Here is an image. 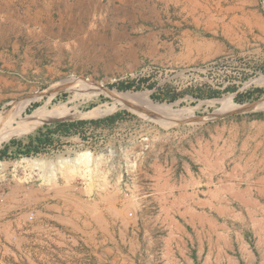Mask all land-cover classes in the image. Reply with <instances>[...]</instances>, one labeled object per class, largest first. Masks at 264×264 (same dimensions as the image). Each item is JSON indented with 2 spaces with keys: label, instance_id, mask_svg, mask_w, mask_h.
<instances>
[{
  "label": "crops",
  "instance_id": "crops-1",
  "mask_svg": "<svg viewBox=\"0 0 264 264\" xmlns=\"http://www.w3.org/2000/svg\"><path fill=\"white\" fill-rule=\"evenodd\" d=\"M189 1L0 0V95H13L18 81L37 74L55 78L65 66L107 73L140 62H207L226 47L191 33L183 13ZM246 125L255 122L228 117L183 135L165 133L135 165L111 170L105 190L93 182L88 196L78 170L72 196L99 210L97 223L105 227L77 219L69 235L66 219L52 212L63 202L40 203L37 212L48 216V264H264V218L249 217L246 226L245 215L264 207V166L253 144L263 139ZM130 203L133 220L124 225L121 211ZM6 216L0 227L10 223L14 259L37 264L42 225L27 224L25 210Z\"/></svg>",
  "mask_w": 264,
  "mask_h": 264
},
{
  "label": "rangeland",
  "instance_id": "rangeland-1",
  "mask_svg": "<svg viewBox=\"0 0 264 264\" xmlns=\"http://www.w3.org/2000/svg\"><path fill=\"white\" fill-rule=\"evenodd\" d=\"M264 0H192L183 9L187 12L188 27L193 34L213 37L226 47L217 57L202 64L164 68L158 65L134 63L127 66V71L114 66L105 73L100 66L97 73L92 68L65 66L55 78L49 75L37 74L35 77L18 81L14 94L4 97L0 95V117L9 112H16L24 107L23 112H30L34 107L47 102V107L65 104L75 111L69 118L42 121L22 135L10 137L1 142L0 148L11 144V140L25 141L28 136H34L39 130L46 132L45 125L57 122L67 123L83 120L71 128L68 135L57 129L51 134V141L44 148L29 155H18L0 159V215L27 211V224H40L38 230L43 242L34 245L37 254V264H48V216L40 215V203L58 200L63 207H57L52 212L63 215L68 226L67 233L72 234L76 228L77 219L95 222L98 227H105L99 222V210L86 202L76 200L75 193L78 170L81 178L86 180L85 196L94 183L100 190L106 189L111 170L132 167L137 163L138 156L162 138L163 134L178 132L186 134L190 129L210 124L218 119L233 117L237 121L255 122L246 125L252 136L260 133L263 141L255 151L264 166V106L249 108L242 112H233L226 103L232 101L236 105H251L264 98V83L258 84L255 79L264 74ZM183 20V26H184ZM117 67V68H116ZM83 70H80L82 69ZM77 78L84 83L68 85L67 81ZM80 78V79H79ZM118 82H132L127 89H118ZM68 85V86H67ZM105 88L111 91L127 93L123 104L114 100L112 95L98 92ZM227 88H233L227 89ZM262 92H256V89ZM219 91L213 97H200L199 92ZM115 92V93H117ZM3 94V92H2ZM177 98L170 99L171 95ZM237 94L243 95L242 101L235 100ZM52 95V96H51ZM146 97H145V96ZM51 96V97H50ZM50 98V99H49ZM49 99V101H48ZM149 101V102H148ZM116 102V103H115ZM133 103L142 107L145 112L130 109L125 104ZM231 102V104H232ZM170 105V112L159 114L147 108V104ZM101 106L110 109L103 115L88 116L85 112L93 107ZM241 110V109H240ZM261 113L260 117L250 113ZM79 113V114H78ZM82 115H81V114ZM118 113L113 122H92L99 118ZM255 120V121H254ZM19 121V120H18ZM17 124V122H13ZM54 128V126L52 127ZM246 128V129H247ZM252 144V142H251ZM257 149V150H256ZM82 151H87L92 161L86 166L74 162V158ZM106 154L102 155L101 154ZM9 154V153H8ZM49 158H52L48 161ZM101 156V157H100ZM48 168H39L32 174V169L21 161L23 158L44 159ZM45 160V159H44ZM20 161L17 165L14 162ZM76 164V165H74ZM90 167V168H89ZM41 187L45 190L46 199L39 201ZM36 210V211H35ZM134 206L126 204L121 213L124 225L133 220ZM32 215L29 219L28 216ZM246 226L249 217L264 218V207L251 209L246 214ZM10 223L0 227L4 239L0 240V264H23L14 259L12 232ZM71 252V250H70ZM53 256L60 254L59 248H53ZM17 254V253H16ZM35 255V254H33ZM60 263V258L53 260ZM24 264H28L25 262Z\"/></svg>",
  "mask_w": 264,
  "mask_h": 264
},
{
  "label": "bare ground",
  "instance_id": "bare-ground-1",
  "mask_svg": "<svg viewBox=\"0 0 264 264\" xmlns=\"http://www.w3.org/2000/svg\"><path fill=\"white\" fill-rule=\"evenodd\" d=\"M48 70H49V68H48ZM84 81H82L81 79L77 80V78H75L72 80H68L67 84L68 85L76 84V83L82 84V83H84ZM255 82L258 84L264 83V74L261 75L260 77H258L257 79H255ZM101 91L103 93H107V94L112 95L114 100L116 99V101H119L122 104L124 102H126V100H127V97H126L127 93H121V92H117V91H115V92H117V93H115L114 91H111L108 89H102L101 88V90H95V94H97L98 92H101ZM49 99H48V101H49ZM231 102L232 101L229 100V102L226 103V105L229 108L231 107L233 110H240V109L242 110V109H246L247 107L252 108L251 106H253V107L264 106V98L255 101L250 106L249 105H244V106L236 105L233 102L231 104ZM46 105H47V102L44 103L43 105H38V106L34 107L30 112H23L24 107H21L15 113L9 112L5 116L2 115V117H0V144L2 141L6 140L10 137H16V136L22 135L23 133H25L28 130H31L39 122L51 121V120L61 119V118L64 119V118L73 117L75 115V111H71V109L69 107H67V105H65V104H59V105L55 104V105H52L50 108L47 107ZM147 108L150 109L151 111L157 113V114H159L160 112H164V113L167 112L168 113L171 111L170 105H161V104L151 105L150 103H148ZM109 110L110 109L102 108L101 106H96V107H93L92 109L88 110L87 112H85L84 115L98 116V115L105 114ZM13 122H17V124L15 125V124H13ZM102 155H106V154L104 153V154H101V156ZM76 156L77 157L74 158V162H76V163L78 162V165H79V163H83L84 166H86L90 163V161H92L91 160L92 157H90V154L87 151H82V153H80L79 156L78 155H76ZM21 161L26 162V165L32 169V174H34V175H37V173H39V172H35L38 168H39L38 171H40L42 168H45V167L48 168L47 163H45L44 161H42L40 159L23 158ZM19 162L20 161H16V162H14V164L17 165ZM74 165H76V164H74Z\"/></svg>",
  "mask_w": 264,
  "mask_h": 264
},
{
  "label": "trees",
  "instance_id": "trees-1",
  "mask_svg": "<svg viewBox=\"0 0 264 264\" xmlns=\"http://www.w3.org/2000/svg\"><path fill=\"white\" fill-rule=\"evenodd\" d=\"M131 86H132V82H126V83L125 82H118L116 84V87L118 89H127V88H130ZM227 89L234 90L233 88H227ZM218 92L219 91H217V90H211L207 93L199 92L196 95L200 96V97H204V96L205 97H213V96L217 95ZM256 92L261 93L262 89L258 88V89H256ZM177 96H178V94L177 95L176 94L171 95L170 99H175V98H177ZM235 100L242 101L243 95L237 94L235 97ZM118 115H119L118 113H115V114L108 115V116L103 117V118H99V119H95V120L93 119L90 121L95 122V123L113 122L117 118ZM250 115L260 117L261 113L254 112V113H250ZM82 122H83V120H78V121H72V122H67V123L57 122V123H54L51 125H45L44 127L46 129V132H44V133H41V130H39L36 135L28 136L25 141H23V140H11L10 145L14 147V151L10 152L8 154L6 147L3 146L2 148H0V159L6 158V157H8V155H10V157H15V156H18L20 154L29 155L32 153H36L40 149H42L46 145H48L49 141H51V137H52L51 133L52 132L56 131L57 129H62V133L64 135H68V134H70L72 127H74L75 125L82 123ZM53 126H54V128H52Z\"/></svg>",
  "mask_w": 264,
  "mask_h": 264
},
{
  "label": "water",
  "instance_id": "water-1",
  "mask_svg": "<svg viewBox=\"0 0 264 264\" xmlns=\"http://www.w3.org/2000/svg\"><path fill=\"white\" fill-rule=\"evenodd\" d=\"M102 88V87H101ZM103 89H105V88H103ZM125 106H127L128 108H134V110H137L138 112H145V110L142 108V107H140V106H138V105H135V104H133V103H130V102H127L126 104H125ZM242 111H246V110H237V111H233V112H235V113H237V112H242Z\"/></svg>",
  "mask_w": 264,
  "mask_h": 264
},
{
  "label": "built area",
  "instance_id": "built-area-1",
  "mask_svg": "<svg viewBox=\"0 0 264 264\" xmlns=\"http://www.w3.org/2000/svg\"><path fill=\"white\" fill-rule=\"evenodd\" d=\"M262 3H263V6H264V2H262ZM28 218L31 219L32 218V215H29Z\"/></svg>",
  "mask_w": 264,
  "mask_h": 264
}]
</instances>
